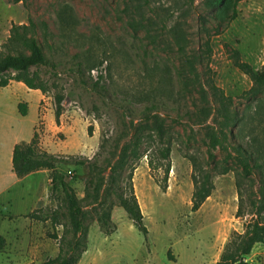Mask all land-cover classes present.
<instances>
[{"label":"rangeland","instance_id":"rangeland-1","mask_svg":"<svg viewBox=\"0 0 264 264\" xmlns=\"http://www.w3.org/2000/svg\"><path fill=\"white\" fill-rule=\"evenodd\" d=\"M212 14L202 0H0V53L7 52L4 46L12 25H27L30 20L47 27L45 36L40 29L36 36L46 58L56 66L40 70L49 81L39 105L41 124L39 119L36 123L42 150L92 161L98 154L110 158L135 137L140 139L136 154L142 157L134 156L124 176L132 177L146 242L116 206L111 210L115 231L102 235L94 210L83 200L87 171L56 165L82 201L88 219L87 249L78 264H215L230 235L242 234L250 221L257 178L240 179L230 147L232 139L247 143L264 158V88L258 94L249 92L252 83L234 67L230 52L236 51L237 59L254 72L264 73V0H243L225 31L214 36L211 30L212 53L201 65L193 61L194 81L188 78L185 61L201 53L207 36L199 18L209 19L212 26ZM68 17L69 23L63 24L61 19ZM180 72L193 81L186 90ZM99 77L102 93L93 90ZM218 91L228 112L241 119L242 132L237 135V128L231 129L233 138L224 133L223 149L212 150L209 160L210 137L219 134L221 123ZM57 94L63 102L56 125ZM36 98L27 97L30 121L36 119ZM13 110L20 118L16 107ZM28 121L12 128L21 124L29 131ZM157 122L162 123L163 137L158 135ZM164 142L169 146L166 160L160 155ZM220 166L229 171L218 173ZM203 174L210 175L213 189L193 212L194 176ZM44 188V179L29 178L13 188L8 207L0 206V264H44L57 257L58 241L50 236L59 238L61 227L53 230L49 223L26 218L43 208L37 201ZM47 201L45 209L58 207ZM168 251L174 262L167 261ZM245 260L264 264V248L256 245Z\"/></svg>","mask_w":264,"mask_h":264},{"label":"trees","instance_id":"trees-1","mask_svg":"<svg viewBox=\"0 0 264 264\" xmlns=\"http://www.w3.org/2000/svg\"><path fill=\"white\" fill-rule=\"evenodd\" d=\"M243 0H202L205 10L213 12L210 16L212 26L209 19L200 17L199 24L202 31L206 34L207 39L202 45L200 54L185 61V69L188 78L194 80L193 61L202 64V60L210 57L212 50L210 46V37L216 36L225 31L229 24L237 18V5ZM70 18H63L61 22L68 24ZM41 30L43 36L46 35L47 27L45 24L36 26L32 21H28L27 25L11 26L9 38L4 48L7 49L5 54L0 53V89L6 88L11 82L23 84L28 90L38 91L45 96L49 90V81L43 79L40 70L50 68L55 70V65L51 63L45 56L41 45L36 36L37 30ZM211 30L213 34L211 35ZM13 48L16 53L12 54L8 48ZM182 52V50H181ZM231 56L235 59L234 67L245 75L252 83L249 92L254 94L260 93L264 88V73H256L251 67L242 63L237 59V52L231 51ZM181 79V85L184 90L193 81L186 79L183 73H178ZM101 77L93 85V90L99 89L102 93L103 89L99 87ZM195 81V80H194ZM215 91L217 89L212 87ZM248 92V93H249ZM219 93V91H218ZM217 96L222 105L221 123H219V134H212L211 141L208 146V159L212 160L213 155L210 153L215 149H223L224 133H229L233 138L231 129L237 128V135L242 132L241 119L237 115H231L222 100L224 97L220 92ZM62 95L54 96L53 117L57 125L62 111ZM18 114L21 117L26 116V104H18ZM201 113L208 116V113L202 109ZM38 124H41L40 116ZM158 135L164 136L162 123H155ZM88 135L90 129H88ZM223 136V137H222ZM38 131L34 127L33 135L28 143H18L13 147L11 157V172L17 179L38 172H49V191L47 199L50 202L58 204L53 210L40 208L29 213L26 218L30 221L49 223L53 230L61 227L62 235L58 238L56 235L50 236V239L58 241V255L55 259L46 261L44 264H78L82 255L86 252L88 244V219L86 211L82 206V201L75 196L73 189L68 181L57 170L56 165L61 164L67 167H80L87 171L88 183L85 185L86 207L90 206L96 214V223L99 231L104 236H110L114 233L115 228L111 221V210L114 206L120 208L127 218L132 222L133 226L147 241V230L143 226V217L138 202L133 192L131 184V175L125 178L124 174L128 167L132 165L134 156L138 160L142 157L136 154L139 147L140 139L126 144L120 153L111 155L110 158H102L101 154L94 157L92 161H88L76 157L61 158L51 155L39 145ZM163 151L160 152L161 159L166 160L169 153L167 142ZM231 150L235 154L237 166L240 169V179L248 180L256 175L257 189L253 191L254 200L251 202V219L245 227L242 234L232 233L228 238L223 251L215 264H248L245 260L256 245L264 248V158L260 150H252L248 144L236 143L232 139ZM218 173L226 174L229 168L220 166ZM169 172V166L166 167V175ZM74 178V177H72ZM211 177L208 174L194 176V189L191 197L193 212L197 211L203 202L209 197L213 187ZM254 185V184H253ZM10 218V217H9ZM3 239L0 238V246ZM166 258L168 262H174L170 251L167 252Z\"/></svg>","mask_w":264,"mask_h":264},{"label":"crops","instance_id":"crops-1","mask_svg":"<svg viewBox=\"0 0 264 264\" xmlns=\"http://www.w3.org/2000/svg\"><path fill=\"white\" fill-rule=\"evenodd\" d=\"M29 95H36V119L30 121V102L27 100ZM25 103L27 112L25 117L18 118L15 110H13L19 103ZM44 102V96L38 91L28 90L23 84L18 82H11L6 88L0 89V206H6L11 203L9 194L18 185L23 184L27 179L39 176L45 181V188L43 195L38 199L37 202L42 204L43 208L47 206V195L49 191V172L38 171L32 173L23 179H17L11 172V157L13 147L21 142L28 143L33 135L34 127L39 119V105ZM18 113V112H17ZM19 115V114H18ZM24 120H29L30 128L27 129L15 126L16 129L12 128L14 123H23ZM5 171V182L1 180L2 175ZM35 210V209H34ZM32 210V211H34ZM31 211V212H32ZM30 212V213H31ZM12 217V216H11ZM8 218L9 220L11 219ZM86 253V252H85ZM84 253V254H85ZM83 254V255H84Z\"/></svg>","mask_w":264,"mask_h":264},{"label":"built area","instance_id":"built-area-1","mask_svg":"<svg viewBox=\"0 0 264 264\" xmlns=\"http://www.w3.org/2000/svg\"><path fill=\"white\" fill-rule=\"evenodd\" d=\"M92 75H95V72L94 71H92Z\"/></svg>","mask_w":264,"mask_h":264}]
</instances>
